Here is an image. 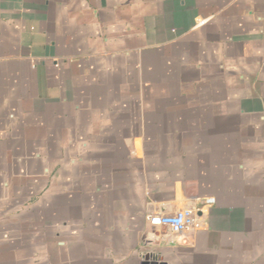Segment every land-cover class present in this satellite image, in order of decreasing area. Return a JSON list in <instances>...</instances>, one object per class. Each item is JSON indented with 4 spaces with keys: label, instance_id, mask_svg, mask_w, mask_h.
<instances>
[{
    "label": "crops",
    "instance_id": "1",
    "mask_svg": "<svg viewBox=\"0 0 264 264\" xmlns=\"http://www.w3.org/2000/svg\"><path fill=\"white\" fill-rule=\"evenodd\" d=\"M0 264H264V0H0Z\"/></svg>",
    "mask_w": 264,
    "mask_h": 264
},
{
    "label": "built area",
    "instance_id": "2",
    "mask_svg": "<svg viewBox=\"0 0 264 264\" xmlns=\"http://www.w3.org/2000/svg\"><path fill=\"white\" fill-rule=\"evenodd\" d=\"M204 202L208 206L214 205L216 199L206 198ZM147 220L155 227L166 228L171 234L180 236L190 233L196 227L198 210L187 207L171 214L148 216Z\"/></svg>",
    "mask_w": 264,
    "mask_h": 264
}]
</instances>
